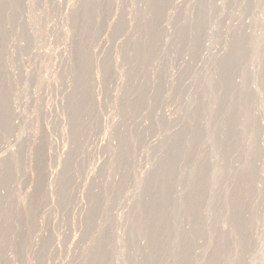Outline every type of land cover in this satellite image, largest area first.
Here are the masks:
<instances>
[{
  "label": "rangeland",
  "instance_id": "obj_1",
  "mask_svg": "<svg viewBox=\"0 0 264 264\" xmlns=\"http://www.w3.org/2000/svg\"><path fill=\"white\" fill-rule=\"evenodd\" d=\"M0 157V264H264V0H0Z\"/></svg>",
  "mask_w": 264,
  "mask_h": 264
},
{
  "label": "bare ground",
  "instance_id": "obj_2",
  "mask_svg": "<svg viewBox=\"0 0 264 264\" xmlns=\"http://www.w3.org/2000/svg\"><path fill=\"white\" fill-rule=\"evenodd\" d=\"M11 149H12V148H11ZM9 150H10V149H9ZM14 150H15V149H14ZM7 151H8V150H7ZM9 152H11V150L8 151L7 154H8ZM2 154H3V153H2ZM7 154H6V155H7ZM9 154H11V155H8V157H9V156H10V157H13V155H14V154L12 155V152L9 153ZM4 155H5V154H4ZM6 155H5V156H6ZM2 157H4V156H2ZM2 157H0V158H2ZM10 157H9V158H10ZM4 158H6V157H4ZM4 158L1 160L2 162H3ZM8 160H9V159H8ZM1 161H0V162H1ZM5 161H6V160H4V162H5ZM4 164H5V163H4ZM0 165H1V164H0ZM52 183H53V182H52Z\"/></svg>",
  "mask_w": 264,
  "mask_h": 264
}]
</instances>
